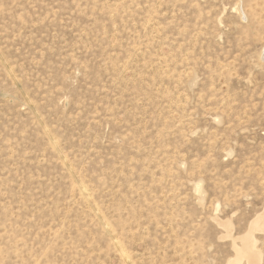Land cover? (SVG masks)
<instances>
[{
	"label": "rangeland",
	"instance_id": "rangeland-1",
	"mask_svg": "<svg viewBox=\"0 0 264 264\" xmlns=\"http://www.w3.org/2000/svg\"><path fill=\"white\" fill-rule=\"evenodd\" d=\"M263 212L264 0H0V264H264Z\"/></svg>",
	"mask_w": 264,
	"mask_h": 264
},
{
	"label": "bare ground",
	"instance_id": "bare-ground-1",
	"mask_svg": "<svg viewBox=\"0 0 264 264\" xmlns=\"http://www.w3.org/2000/svg\"><path fill=\"white\" fill-rule=\"evenodd\" d=\"M251 227L252 228L250 232L252 234L255 231L264 232V212L256 217ZM243 245L244 247L247 246V248L245 247L244 249L237 250V259L231 264H240L241 260L244 258L248 261L249 264H256V262L260 261L259 254L253 250L255 243H253L252 241L243 240Z\"/></svg>",
	"mask_w": 264,
	"mask_h": 264
}]
</instances>
